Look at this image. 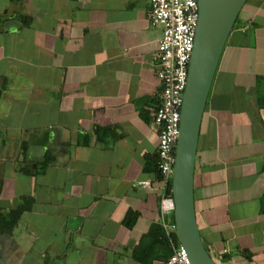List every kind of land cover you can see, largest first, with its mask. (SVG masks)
<instances>
[{
  "label": "crops",
  "instance_id": "crops-1",
  "mask_svg": "<svg viewBox=\"0 0 264 264\" xmlns=\"http://www.w3.org/2000/svg\"><path fill=\"white\" fill-rule=\"evenodd\" d=\"M9 1L0 7L1 225L20 212L0 232V264H164L147 238L173 214L161 209L153 167L162 28L150 24V0ZM244 5L237 31L252 29L255 42L228 36L193 175L199 231L219 264H264V0ZM138 245L145 259L134 257Z\"/></svg>",
  "mask_w": 264,
  "mask_h": 264
},
{
  "label": "water",
  "instance_id": "water-1",
  "mask_svg": "<svg viewBox=\"0 0 264 264\" xmlns=\"http://www.w3.org/2000/svg\"><path fill=\"white\" fill-rule=\"evenodd\" d=\"M247 0H198V20L180 110L171 174L175 234L190 264H219L202 240L196 220L193 175L201 120L225 43Z\"/></svg>",
  "mask_w": 264,
  "mask_h": 264
},
{
  "label": "built area",
  "instance_id": "built-area-1",
  "mask_svg": "<svg viewBox=\"0 0 264 264\" xmlns=\"http://www.w3.org/2000/svg\"><path fill=\"white\" fill-rule=\"evenodd\" d=\"M148 18L162 32L155 54V72L160 83V99L152 111L157 130V168L164 189L171 181L175 145L180 130V110L186 86L188 65L193 50L198 20V0H150ZM172 197L161 199L163 212H173ZM172 252L164 264H190L184 247L173 242L174 224L163 222ZM176 235V234H175Z\"/></svg>",
  "mask_w": 264,
  "mask_h": 264
},
{
  "label": "trees",
  "instance_id": "trees-1",
  "mask_svg": "<svg viewBox=\"0 0 264 264\" xmlns=\"http://www.w3.org/2000/svg\"><path fill=\"white\" fill-rule=\"evenodd\" d=\"M2 22L1 20V14H0V23ZM160 88V87H159ZM98 131L100 130V128H97ZM157 153H156V158L155 160H153V167L155 168V171L159 177V179L161 178V173L159 172L158 168H157ZM171 181H169V183L167 184V186L165 187V193L169 196H171ZM20 212V209L19 208H16V209H13V211L11 210L9 212V214L7 216H3V224L1 225L0 223V232L2 231H5L6 229L9 230L11 229L12 227V224L15 220V218L18 216V213ZM172 224H174V218H173V214H172V221H171ZM126 225L128 227L131 226V223L127 222ZM171 238L173 240V242L177 243V237L175 235V232H172L171 233ZM147 238H149L151 241L150 242V245L152 244H157V246L161 249H163V254L165 255V258L167 259L169 257V255L171 254L172 252V246H171V243L166 235V231H165V228L162 227L161 225H157L156 227H151V229L149 230L148 232V236ZM144 243H145V240L143 239L142 240ZM142 245V244H141ZM138 248L135 250V253H134V257L136 259H142L141 256H140V249H141V246L138 245L137 246ZM143 249V248H142ZM243 255L246 256V258H249V254L246 252V251H243L242 253ZM145 259V258H143ZM152 261L151 258H149V260L147 261H144L145 263L147 264H150ZM166 261V260H165Z\"/></svg>",
  "mask_w": 264,
  "mask_h": 264
},
{
  "label": "rangeland",
  "instance_id": "rangeland-1",
  "mask_svg": "<svg viewBox=\"0 0 264 264\" xmlns=\"http://www.w3.org/2000/svg\"><path fill=\"white\" fill-rule=\"evenodd\" d=\"M253 3H254V0H247L246 3H245V5H244V9L243 10H247L248 8L252 7L253 6ZM9 5H10V1L9 0H0V7L1 6H4L5 7L3 9H6L7 7H10ZM239 21H236L235 22V24L233 26V31L231 33V37H233L234 40L236 38H239L240 41L248 42L250 44H253L255 42V40H253V30L252 29L251 30L250 29H247V34L242 33L241 31H237V25H238ZM247 88H248L247 91H252L254 89L253 88V85L252 86H248ZM239 91L240 90H238V92ZM263 116H264V113H263ZM241 120H243V116L242 115H241ZM1 169H2V165H0V173L2 172ZM12 204H13L12 201H10V205H12ZM227 258H228V256H222L223 263L225 262L224 264H229L228 262L225 261Z\"/></svg>",
  "mask_w": 264,
  "mask_h": 264
}]
</instances>
